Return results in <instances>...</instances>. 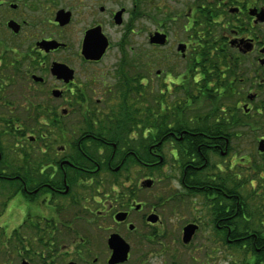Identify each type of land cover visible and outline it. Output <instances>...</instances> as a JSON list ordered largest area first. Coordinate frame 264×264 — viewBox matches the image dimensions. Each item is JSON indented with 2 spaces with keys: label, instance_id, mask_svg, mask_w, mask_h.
Listing matches in <instances>:
<instances>
[{
  "label": "flooded vegetation",
  "instance_id": "1",
  "mask_svg": "<svg viewBox=\"0 0 264 264\" xmlns=\"http://www.w3.org/2000/svg\"><path fill=\"white\" fill-rule=\"evenodd\" d=\"M211 101L264 131V0H0V264H264Z\"/></svg>",
  "mask_w": 264,
  "mask_h": 264
},
{
  "label": "rangeland",
  "instance_id": "2",
  "mask_svg": "<svg viewBox=\"0 0 264 264\" xmlns=\"http://www.w3.org/2000/svg\"><path fill=\"white\" fill-rule=\"evenodd\" d=\"M157 93V89H154V92L150 94L149 96V108L153 109L152 112L150 113V125H160V121L157 120V112H155V109H157V105H155V102L153 100V97H155ZM116 103V101H115ZM119 104V103H118ZM116 103V105H118ZM155 116V117H154ZM247 137L246 139H244L243 142H241L240 144H237V142L239 140H235L233 141L234 143V149L230 152L229 158H225L223 159L224 161H226L227 163L225 165H223V168L225 169V173L229 175V178H232L233 181L234 180H238L237 179V174L241 173V184L244 185V189L245 190H249L251 189V185H250V180L251 175L254 174L255 172H257V168H254L253 165H250L252 163H250V161L248 162V159H251V161H258V165H260L262 167V170H264V160L261 157L262 155H260L261 153L258 151L259 149V138L261 136H264V131H260V132H256V133H249V132H245ZM220 164L221 163V159L220 158H214L213 159V164L215 165H210L209 169L206 170V172L208 173H220L217 172L216 169V164ZM249 167H253L250 170ZM229 168H233L232 171H229ZM215 169V170H214ZM168 172L170 170H167ZM163 172V171H161ZM262 172V171H261ZM236 174V175H235ZM252 192V191H251ZM254 194V192H252ZM250 192L247 193V195L249 196ZM255 199V198H254ZM254 199L252 200L254 202ZM251 207H250V213L254 214L253 212L256 211L257 209V204L253 205L250 201H249Z\"/></svg>",
  "mask_w": 264,
  "mask_h": 264
},
{
  "label": "trees",
  "instance_id": "3",
  "mask_svg": "<svg viewBox=\"0 0 264 264\" xmlns=\"http://www.w3.org/2000/svg\"><path fill=\"white\" fill-rule=\"evenodd\" d=\"M211 102L213 103V105H212L213 111L211 112V115H209V116L212 117V123L214 125H219L220 124V125H223V126L228 127L229 128L228 136H229V140L231 142H233L235 140H239V138L242 139V137L244 139H246L247 135H246L245 132L256 133L251 128L252 127V124L254 123L251 120V118H250L251 116L250 115H244V114L242 115L241 113H239V111H236V109H234V107H235L234 102H232V101H220V102H218V101H211ZM203 103H204V106L203 107L206 108V106H205L206 105V102L203 101ZM125 104H126V102H125ZM202 104H200V102H199V106L198 107L201 108V105ZM207 107H208V105H207ZM150 116H151V114H150ZM198 119L201 121L200 114L199 113H198ZM203 119H204L203 122L206 123L205 117H203ZM165 122H166V120L163 121L162 123H165ZM242 125H245L246 126V129L240 130V126H242ZM247 126H249L250 128H248ZM215 133L216 132L214 131V134ZM231 149L232 148H230V150ZM192 151L197 152V150L196 149H193V148H192ZM220 159H221V157H220ZM249 161H250V163H252L250 165H253L254 168H257V171L259 169H262V167L260 165H258V161H254L253 162V161H251V159H248V162ZM216 169H217V172H220V173L223 172L222 170L218 169V167H216ZM249 169L250 170L252 169V171H254L253 170V167H249ZM232 170H233V168H229V171H232ZM247 197H254V194L251 193V194H249V196L247 195ZM248 205H250V203H248L247 206Z\"/></svg>",
  "mask_w": 264,
  "mask_h": 264
},
{
  "label": "water",
  "instance_id": "4",
  "mask_svg": "<svg viewBox=\"0 0 264 264\" xmlns=\"http://www.w3.org/2000/svg\"><path fill=\"white\" fill-rule=\"evenodd\" d=\"M53 73L56 74L59 77H72L73 75V71L67 69V67L63 66V65H55V67L52 69ZM259 151L260 152H264V141H261L259 144ZM194 232V227L189 226L185 229V242H188ZM113 238H117L120 240V238L118 236H115Z\"/></svg>",
  "mask_w": 264,
  "mask_h": 264
}]
</instances>
